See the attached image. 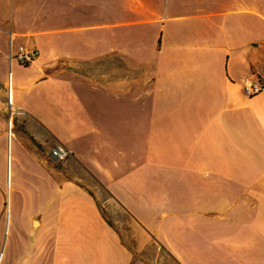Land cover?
<instances>
[{
    "label": "crops",
    "instance_id": "crops-1",
    "mask_svg": "<svg viewBox=\"0 0 264 264\" xmlns=\"http://www.w3.org/2000/svg\"><path fill=\"white\" fill-rule=\"evenodd\" d=\"M0 264H264V0H0Z\"/></svg>",
    "mask_w": 264,
    "mask_h": 264
},
{
    "label": "built area",
    "instance_id": "built-area-1",
    "mask_svg": "<svg viewBox=\"0 0 264 264\" xmlns=\"http://www.w3.org/2000/svg\"><path fill=\"white\" fill-rule=\"evenodd\" d=\"M37 54L38 49L25 44H18L15 50L9 51L10 58H16L22 64H28L33 61ZM262 86V83L254 81L253 79H245L243 82V90L247 95H253L259 92ZM49 153L54 159H62L71 153V150L66 145L58 143L50 148Z\"/></svg>",
    "mask_w": 264,
    "mask_h": 264
}]
</instances>
